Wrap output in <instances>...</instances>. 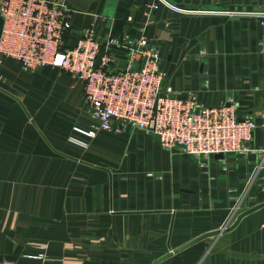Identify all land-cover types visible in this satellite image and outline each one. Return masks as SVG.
Returning <instances> with one entry per match:
<instances>
[{
	"label": "crops",
	"instance_id": "1",
	"mask_svg": "<svg viewBox=\"0 0 264 264\" xmlns=\"http://www.w3.org/2000/svg\"><path fill=\"white\" fill-rule=\"evenodd\" d=\"M72 13L74 47L94 27L109 41L156 42L164 92L206 107L235 105L239 119L264 107L259 19L264 0H58ZM180 8L185 12L176 11ZM196 11H195V10ZM3 19L0 15V37ZM84 89L52 67L0 69V264H154L202 235L230 227L264 204V156L209 159L167 152L154 135L100 133L88 151L70 145L91 128ZM264 149V133L255 135ZM161 264H264V208L229 233L207 238Z\"/></svg>",
	"mask_w": 264,
	"mask_h": 264
},
{
	"label": "built area",
	"instance_id": "2",
	"mask_svg": "<svg viewBox=\"0 0 264 264\" xmlns=\"http://www.w3.org/2000/svg\"><path fill=\"white\" fill-rule=\"evenodd\" d=\"M259 14L264 28V12ZM0 15V69L13 59L31 73L60 69L83 86L93 125L74 127L70 145L88 151L100 133L135 130L159 136L163 150L191 158L264 156V149L255 147L256 132L264 133V107L258 117L239 121L235 105L206 107L197 94L185 101L173 99L164 92L165 74L155 41H109V46L127 51V68L120 69L121 60L102 54L94 27L74 47H67L73 17L58 0H0ZM260 50L264 57V35Z\"/></svg>",
	"mask_w": 264,
	"mask_h": 264
},
{
	"label": "water",
	"instance_id": "3",
	"mask_svg": "<svg viewBox=\"0 0 264 264\" xmlns=\"http://www.w3.org/2000/svg\"><path fill=\"white\" fill-rule=\"evenodd\" d=\"M163 2H165L168 6H171L173 7L169 2L163 0ZM174 8V7H173ZM176 8V7H175ZM176 11H180L182 13H184L185 11L180 9V8H176L175 9ZM195 10V9H194ZM196 11V10H195ZM208 12H214V13H221V14H224V15H230V16H233L235 18H254V19H259L260 21H262V16L263 15H260L259 14V11H256L255 14H252V15H247L245 12L244 13H235V14H231V12H228V11H222V10H218V9H214V10H202V11H198L197 14H206ZM119 68L120 69H126L127 68V62L126 61H121L120 64H119ZM135 71L138 70V68L136 67L134 69ZM239 121H243L241 119H239ZM156 139L158 141H160V137L159 136H156ZM224 155H217L216 158L217 159H224ZM264 208V204H260V205H257L243 213H241L236 221L230 226V227H226L225 229L223 230H220V231H215V232H212V233H208V234H205V235H202L201 237L195 239L194 241L188 243L187 245L177 249L176 251H171L168 255H166L165 257H162L161 259H158L154 264H161L162 262L168 260L169 258H171L172 256H174L175 254H178L184 250H186L187 248L201 242V241H204L206 240L207 238H210V237H216V236H219V235H222L223 233H229V232H232L233 230H235L238 225L240 224V222L247 216L261 210Z\"/></svg>",
	"mask_w": 264,
	"mask_h": 264
},
{
	"label": "rangeland",
	"instance_id": "4",
	"mask_svg": "<svg viewBox=\"0 0 264 264\" xmlns=\"http://www.w3.org/2000/svg\"><path fill=\"white\" fill-rule=\"evenodd\" d=\"M60 70V69H59ZM62 71V70H61ZM87 107V106H86ZM87 109H88V107H87Z\"/></svg>",
	"mask_w": 264,
	"mask_h": 264
}]
</instances>
